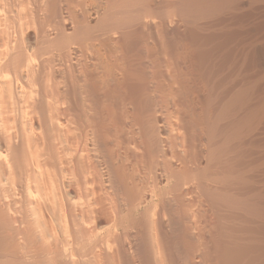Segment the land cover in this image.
Masks as SVG:
<instances>
[{
	"label": "bare ground",
	"instance_id": "6f19581e",
	"mask_svg": "<svg viewBox=\"0 0 264 264\" xmlns=\"http://www.w3.org/2000/svg\"><path fill=\"white\" fill-rule=\"evenodd\" d=\"M231 6L0 0V264L244 263L261 111L180 35Z\"/></svg>",
	"mask_w": 264,
	"mask_h": 264
},
{
	"label": "rangeland",
	"instance_id": "374dc122",
	"mask_svg": "<svg viewBox=\"0 0 264 264\" xmlns=\"http://www.w3.org/2000/svg\"><path fill=\"white\" fill-rule=\"evenodd\" d=\"M231 1H232L231 8L224 11V13L221 12V15L220 14L218 15L219 18L216 15L214 16L215 19L209 18L207 20L200 22L201 26L198 25L200 26V30L199 29L198 30L201 32L202 30L205 29L204 31L207 30L206 32L204 33L201 32L199 34V31L197 30L196 32L198 33L196 34L194 30L191 31V29H188V27L186 28L182 26L183 31H180L181 32L180 35L183 34L182 35L183 39L185 38V40H190L189 43L191 44L192 50L194 52V55H193L194 57L192 61L195 63L193 64V67L195 66L194 70L196 71L197 70L196 68H198V71L196 72H200L204 74L206 73V75H209V76L210 74L213 73L212 74L213 76H210V77H211V80L213 78L212 85L219 84L218 85L219 88H217V85L215 86V89L213 88L215 90L214 92L217 95H219V97H223V95L226 94L225 92H228L229 89L232 90L234 88L233 90H236V89L241 88L243 83H244L243 84L244 86L247 85V87L245 86V88L250 87L249 88L250 91L249 89H247V91H249L248 94L251 93L249 97V102H250L249 104L252 108L254 107V109L256 108V110L258 109L259 111H261V114L260 115L258 114L259 120L257 118V120L255 121L256 124L259 121V123L257 124V127L255 124V126H253L254 128H252L253 131L251 129L249 133H247L249 134L245 136L247 140L244 137L245 138L244 140L246 141H243V142H246V143L242 144L243 147L241 146L240 148L241 151L239 149L240 152H242L243 150V152L241 153L242 158L240 157L241 160L242 159L243 160L240 163L242 166H245L244 168H247V167L252 168V171L251 169L249 170V168H247L248 172L250 171L251 174L254 176L253 177L249 172V176L250 177L252 176L254 178V181H253L254 183H252V185L254 186V188H259L260 190H262L264 194V118H263L264 117V113H263L264 103L262 102L264 101V0H231ZM208 23L212 26L209 25L210 26L209 27L207 25ZM205 25L207 26L205 27ZM185 31L186 32L188 31V32L185 33ZM189 33L195 34L196 39L198 40L199 38V40L197 41L195 39V35H191ZM204 34H205V37H207L208 39L207 38H204L205 40L202 39ZM194 45L195 46L197 45V46L194 47ZM197 49L200 50L201 54L199 53L198 55V53H196L198 52L196 51ZM195 56H197L198 58ZM202 63H205V64H202ZM197 64L199 65V67H197ZM206 67H209V68H206ZM204 68H206L207 71L206 69L204 70ZM214 81L215 82L217 81V83H214ZM242 81L243 83H241ZM221 83H223V85ZM220 85L224 86V88L222 87L224 90L225 89H228V90L223 91L222 88H220L221 87ZM228 86L231 88L233 87V88L232 89L228 88ZM244 86H242V88H244ZM218 91H219V94H218ZM253 102H254V105H253ZM257 105H259L260 107L258 106L259 107L258 108ZM257 113H260V112H257ZM242 155H244V157ZM253 167H255L257 171ZM256 220L253 219L252 221L248 220L246 222L245 221L242 222L241 220L232 221V225L234 224L233 225L234 232L237 233L236 238L238 240L241 238L240 239L241 244H243V241L246 238L250 239V241L247 239L246 241H244L246 243L247 241L249 242L247 244L246 243L244 244H246L247 246L248 244H250L248 246L250 249L246 250L247 253L245 252L241 256V258L244 257L245 260L247 257L248 259L247 262H245L244 258H242L243 259L242 261H244L245 264H262V263L264 264V230H263L264 229V225H263L264 219H256ZM236 224L238 225L239 228L236 226ZM241 226L245 228L243 229V227ZM246 230H247V233H246ZM248 230H249V234H248ZM238 233L239 234L243 233V234L238 235ZM244 235L246 236V238L244 237ZM250 235H251V238L249 237ZM240 241H237V242L240 243ZM254 241L256 245L254 244Z\"/></svg>",
	"mask_w": 264,
	"mask_h": 264
}]
</instances>
